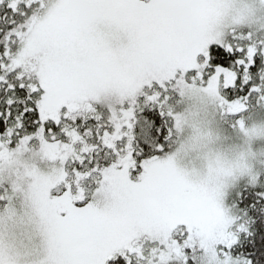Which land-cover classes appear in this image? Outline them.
<instances>
[{"label":"snow or ice","instance_id":"snow-or-ice-1","mask_svg":"<svg viewBox=\"0 0 264 264\" xmlns=\"http://www.w3.org/2000/svg\"><path fill=\"white\" fill-rule=\"evenodd\" d=\"M255 113L264 0H0V264H264Z\"/></svg>","mask_w":264,"mask_h":264},{"label":"clouds","instance_id":"clouds-1","mask_svg":"<svg viewBox=\"0 0 264 264\" xmlns=\"http://www.w3.org/2000/svg\"><path fill=\"white\" fill-rule=\"evenodd\" d=\"M182 111L185 113L186 122L183 128V132L180 138V144H187L194 135V130L197 127H206L210 123L213 127H219L218 122L213 121L212 109L206 98L201 97L198 94H193L191 97L185 99L182 105ZM250 118H246V127L249 129V139L253 143L264 140V132L256 131L252 132L253 127L259 128L264 125V115L257 114L255 118H252V114H249ZM238 141V142H237ZM241 141L237 138L230 139L213 144L208 149L209 151L219 153L224 160H231L235 157ZM179 148V144L174 147V151ZM180 160H187V166L189 169L193 167L200 170L207 167L205 160L201 158V152L187 151L183 153Z\"/></svg>","mask_w":264,"mask_h":264},{"label":"rangeland","instance_id":"rangeland-1","mask_svg":"<svg viewBox=\"0 0 264 264\" xmlns=\"http://www.w3.org/2000/svg\"><path fill=\"white\" fill-rule=\"evenodd\" d=\"M257 114L264 115V113H255V114H252V118H255V117L257 116ZM219 130L221 131V133H222L223 135H227V136L231 137V138L234 139V140L236 139L235 134L232 133L231 130L228 129L226 125H224V124H219ZM237 142H238V141H237ZM260 147H264V145H261V144H259V143H256L255 148H256V149H259ZM253 150H255V149H253ZM179 163H180L181 165H186V164H187V160H180Z\"/></svg>","mask_w":264,"mask_h":264}]
</instances>
